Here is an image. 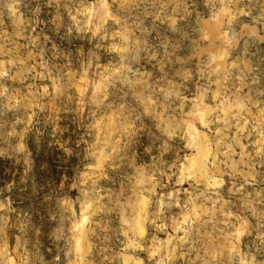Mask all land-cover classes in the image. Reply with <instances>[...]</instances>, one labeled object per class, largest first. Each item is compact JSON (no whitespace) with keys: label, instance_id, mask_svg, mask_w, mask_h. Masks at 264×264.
I'll return each instance as SVG.
<instances>
[{"label":"clouds","instance_id":"1","mask_svg":"<svg viewBox=\"0 0 264 264\" xmlns=\"http://www.w3.org/2000/svg\"><path fill=\"white\" fill-rule=\"evenodd\" d=\"M0 264H264V0H0Z\"/></svg>","mask_w":264,"mask_h":264}]
</instances>
